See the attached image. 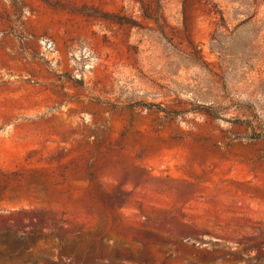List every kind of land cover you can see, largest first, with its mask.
Instances as JSON below:
<instances>
[{"label": "rangeland", "instance_id": "obj_1", "mask_svg": "<svg viewBox=\"0 0 264 264\" xmlns=\"http://www.w3.org/2000/svg\"><path fill=\"white\" fill-rule=\"evenodd\" d=\"M236 120L264 128V0H0V264H264Z\"/></svg>", "mask_w": 264, "mask_h": 264}, {"label": "trees", "instance_id": "obj_2", "mask_svg": "<svg viewBox=\"0 0 264 264\" xmlns=\"http://www.w3.org/2000/svg\"><path fill=\"white\" fill-rule=\"evenodd\" d=\"M141 5H142V9L143 11L146 13L148 11L147 6L140 1ZM158 3H160V1H158ZM149 107H155L157 108L160 112L165 113L166 115H176V112H170L168 110H165L164 108H162L161 106H157L154 104H150ZM219 111H223V110H219L217 108H206V112L211 115L214 118H219L220 117V112ZM235 124L237 125H245L247 128H249L251 130V134H252V139L253 140H261L264 138V128H260V130H256L254 128V125L252 124V122L248 121V120H236Z\"/></svg>", "mask_w": 264, "mask_h": 264}]
</instances>
